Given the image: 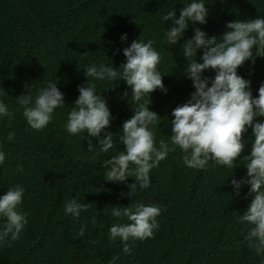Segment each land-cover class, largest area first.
Returning a JSON list of instances; mask_svg holds the SVG:
<instances>
[{
  "label": "trees",
  "instance_id": "obj_1",
  "mask_svg": "<svg viewBox=\"0 0 264 264\" xmlns=\"http://www.w3.org/2000/svg\"><path fill=\"white\" fill-rule=\"evenodd\" d=\"M191 0H0V100L14 118L0 120V150L6 159L0 165V194L20 184L25 193L19 210L28 223L20 239L0 243V264H264V257L251 250L244 237L251 227L237 223L252 197L232 194V179L247 173L244 155L250 154L252 128L242 134L245 151L231 169L209 161L205 169L183 164L177 148L158 167L150 171L151 184L128 197L127 183L104 179L103 161L118 154L121 128L130 119L133 107L123 96L129 90L124 81H97V94L107 100L112 121L113 149L95 160L89 159L87 134L70 135L65 130L68 113L84 84L85 66L101 63L119 68L125 61L123 48L135 39L155 41L160 53L158 71L167 93L156 90L147 100L161 116L153 127L157 142L170 140L171 113L186 103L195 91L185 75L187 58L182 45L201 28L208 36H221L229 21L264 17V0H204L207 23H191L174 46L164 41L172 21L163 17L177 12ZM122 33L128 34L121 41ZM120 52L116 54V50ZM203 50H198L197 61ZM251 81L253 96L264 83V57L255 56L238 68ZM205 76L215 75L205 71ZM48 81H57L65 94V106L53 113L46 128L33 130L27 125L18 97L31 88L36 96ZM17 109H19L17 111ZM264 120V117L256 118ZM9 132L15 134L8 141ZM23 166V172L18 166ZM131 167V166H130ZM89 203L79 218L65 215L64 203L71 199ZM143 202L161 207L159 229L153 237L129 241L131 254L123 252V243L109 239L113 224L128 223L126 217H112L104 209L131 207ZM93 219L95 222L93 223ZM4 223L0 220V226ZM81 225L85 231L79 236Z\"/></svg>",
  "mask_w": 264,
  "mask_h": 264
},
{
  "label": "clouds",
  "instance_id": "obj_2",
  "mask_svg": "<svg viewBox=\"0 0 264 264\" xmlns=\"http://www.w3.org/2000/svg\"><path fill=\"white\" fill-rule=\"evenodd\" d=\"M177 12L169 11L163 17L171 19L172 25L164 34L169 47L176 45L184 36L190 22L205 24L209 10L204 0H191ZM221 36L209 37L201 28L194 30V36L182 45L183 55L187 58L185 75L193 83L195 91L190 99L172 110L171 135L166 142H157L153 127L161 122L158 112L150 108L147 98L160 90L167 93L162 74L158 71L160 53L154 48L155 41L135 39L130 46L123 48L125 61L119 68L101 63L84 67L87 77L84 84L78 86L79 95L74 101L75 107L68 113L65 130L70 135L87 134L88 158L95 160L102 153H108L114 147L113 137L106 129L112 121V113L107 100L97 94V81L121 80L129 90L123 96L133 107V115L124 121L119 143L124 146L118 154L103 161L104 179L110 182L127 183L129 177L135 182L128 185L129 192L122 195L135 196L139 190L150 187V171L158 167L170 152L178 148L183 153V164L191 169H205L209 161L229 169L235 166L237 157L245 151L246 142L242 134L252 128V147L250 154L244 155L247 173L241 179H232V194L239 196L243 186H250L245 198L252 197L243 215H238L237 223L251 227L244 239L257 256L264 257V83L253 96L251 81L238 73V68L255 56L264 57V17L248 20L229 21ZM128 34L122 33L120 40L127 41ZM203 50L197 61L198 50ZM120 49L116 50V54ZM213 76H205V71ZM18 103L23 109L22 115L27 125L40 131L47 127L58 108L65 106V94L58 88L57 81H48L39 89L36 96L31 88L20 95ZM19 109H17L18 111ZM14 118V113L0 100V120ZM15 134L9 132L7 140H14ZM5 153L0 150V165L4 164ZM131 166V167H130ZM23 172V166H18ZM25 189L17 184L6 193L0 194V243L20 239L28 223L27 214L19 210L23 202ZM91 204L80 203L73 198L64 203L65 215L79 218L87 212ZM112 217H126L128 223L113 224L109 228V239H119L123 243V252L131 254L129 241L146 240L154 235L160 225L157 217L161 207L155 204L137 202L131 207L105 208L104 214ZM95 220L93 219V223ZM81 225L79 236L84 235Z\"/></svg>",
  "mask_w": 264,
  "mask_h": 264
}]
</instances>
